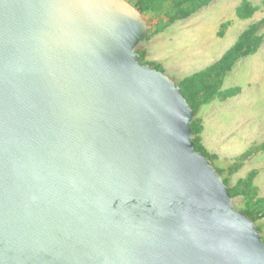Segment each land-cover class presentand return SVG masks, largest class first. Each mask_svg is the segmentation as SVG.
<instances>
[{
  "label": "water",
  "instance_id": "water-1",
  "mask_svg": "<svg viewBox=\"0 0 264 264\" xmlns=\"http://www.w3.org/2000/svg\"><path fill=\"white\" fill-rule=\"evenodd\" d=\"M150 31L128 0H0V264H264Z\"/></svg>",
  "mask_w": 264,
  "mask_h": 264
},
{
  "label": "rangeland",
  "instance_id": "rangeland-1",
  "mask_svg": "<svg viewBox=\"0 0 264 264\" xmlns=\"http://www.w3.org/2000/svg\"><path fill=\"white\" fill-rule=\"evenodd\" d=\"M250 1L259 6V10L250 19L236 17L235 10L241 0H213L189 18L176 21L164 31L153 34L138 47L148 49L150 54L146 59L160 63L164 73L178 83L188 74L198 72L219 60L248 25L264 17V0ZM226 20H231V24L224 36L220 37V24ZM155 22L153 19L152 24ZM236 86L241 91L229 98L230 106L236 108L233 118L226 115L230 111L228 107H223L220 114L216 115L224 119L219 120L218 126L221 129H217L218 126L215 128L216 136L212 131L209 133L208 151L221 154H215L217 158L212 164L222 171V178L230 186L237 179L245 177L251 169H257L259 172L254 183L258 186L259 195L264 197V151L247 159L236 173H227V167L235 159L233 154L239 155L252 145L264 141V42L254 55L240 58L236 62L233 70L226 75L222 90ZM214 102L217 103V99ZM215 105L211 110L215 109ZM225 143L238 147L234 146L226 153L224 150L229 145ZM232 203L240 210L244 208V199L240 195L232 198ZM255 224L261 228L264 239V218Z\"/></svg>",
  "mask_w": 264,
  "mask_h": 264
},
{
  "label": "trees",
  "instance_id": "trees-1",
  "mask_svg": "<svg viewBox=\"0 0 264 264\" xmlns=\"http://www.w3.org/2000/svg\"><path fill=\"white\" fill-rule=\"evenodd\" d=\"M145 16L148 20L151 31L147 39L153 34L160 33L174 24L176 21L189 18L191 15L209 5L213 0H128ZM258 5L252 4L250 0H241L236 7V17L239 19H250L256 11ZM153 19L156 20L152 24ZM231 20H226L220 24L218 35L224 36ZM264 42V17L256 20L246 27L221 56V58L206 68L183 77L177 84L181 87L182 95L189 105L195 110L192 120V137L195 142V149L205 155L212 163L217 158L210 153L202 144L201 131L202 124L198 117L200 108L212 100L227 99L237 95L241 88L236 86L222 90L226 75L233 70L236 62L243 57L254 55ZM142 64H149L162 72L163 66L155 60H147L149 50L137 47ZM264 151V141L254 144L240 155L236 156L233 163L227 167V173L232 175L239 171L244 162L251 156ZM222 176V171L216 168ZM257 169H251L243 178L237 179L233 186L223 177V181L228 185L232 198L242 196L244 208L242 209L254 222L264 218V197L259 195L258 186L254 183L258 174ZM259 230L261 228L257 226ZM263 238V237H262ZM264 240V239H263Z\"/></svg>",
  "mask_w": 264,
  "mask_h": 264
},
{
  "label": "crops",
  "instance_id": "crops-1",
  "mask_svg": "<svg viewBox=\"0 0 264 264\" xmlns=\"http://www.w3.org/2000/svg\"><path fill=\"white\" fill-rule=\"evenodd\" d=\"M185 20V19H184ZM180 21V20H179ZM192 74V73H191ZM190 75V74H188ZM187 75V76H188ZM230 98V97H229ZM229 98L227 99H217V103L214 102L216 101V99L212 100L211 102L205 104V105H202L201 108H200V111H199V117H200V120H201V124H202V131H201V139H202V144L203 146L208 150L209 148V140H208V135L209 133H211V131L214 133V135L216 136V130L215 128H217L219 124V120L221 118V116L219 117H216V115L220 114V111L223 107H228V109L230 110L229 112H226V115L227 116H230L233 118V111L236 109L235 106H230L232 105L230 102H229ZM233 98V97H231ZM230 98V99H231ZM216 104L214 107L215 109L214 110H211L213 107V105ZM221 119H224V118H221ZM221 121V120H220ZM217 129H221L220 126H218ZM237 141V140H236ZM236 141H234L236 143ZM229 146H226L224 152L226 153H229L227 151H230L234 148V146L236 147L237 145H234L231 144V143H225ZM232 145V146H231ZM238 147V146H237ZM213 154H217L215 152H212ZM219 154V153H218ZM217 154V155H218ZM221 155V154H219ZM240 155V154H239ZM233 156H238V154H233Z\"/></svg>",
  "mask_w": 264,
  "mask_h": 264
}]
</instances>
